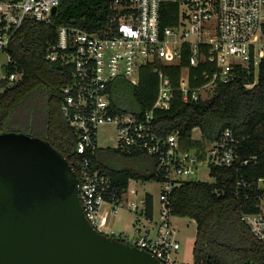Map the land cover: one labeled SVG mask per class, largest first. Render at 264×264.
Returning a JSON list of instances; mask_svg holds the SVG:
<instances>
[{
    "label": "built area",
    "instance_id": "1",
    "mask_svg": "<svg viewBox=\"0 0 264 264\" xmlns=\"http://www.w3.org/2000/svg\"><path fill=\"white\" fill-rule=\"evenodd\" d=\"M59 1L0 0V52L7 54L12 36L25 20L49 25L51 10ZM107 11L106 20L92 32L56 27L54 40L45 48V60L69 68L71 74L70 83L60 88L59 96L61 113L77 138L74 151L80 156L76 172L79 201L86 219L98 232L145 250L161 264H183L175 258L180 245L171 223L172 190L189 180L198 168L209 172L211 167H231L238 172L247 160L235 164L239 139L231 129H224L207 145L195 128L200 147L183 149L176 131L165 137L154 132L152 112L168 109L175 90L183 101H198L208 98L217 85L239 75L252 73L255 83L258 65L264 61V0H107ZM183 47L189 49L190 67L203 62L211 67L203 71L205 83L199 87L188 84L189 66L181 69L178 88L171 86L162 69L180 61ZM10 63L8 55L0 67V95L5 86L20 79L16 72H4ZM145 68L157 77L156 98L150 110L111 113V83L122 79L136 85ZM254 83L245 87L251 88ZM106 125L114 128L116 150L155 159L154 175L161 185L156 222L145 215L146 194L139 193L134 180L129 179L118 193L107 172L97 166L98 130ZM244 186L246 183L237 177L233 195L237 196L238 188ZM256 187L264 189V178L256 181ZM104 205H108L110 215L135 214L140 224L134 233H113L107 225L101 226ZM240 219L256 240L264 242L263 196L258 210L242 212ZM149 224H154L153 230Z\"/></svg>",
    "mask_w": 264,
    "mask_h": 264
},
{
    "label": "trees",
    "instance_id": "2",
    "mask_svg": "<svg viewBox=\"0 0 264 264\" xmlns=\"http://www.w3.org/2000/svg\"><path fill=\"white\" fill-rule=\"evenodd\" d=\"M170 10L173 6L169 5ZM108 15L107 0H60L57 12L49 25L25 20L12 36L7 47L11 63L4 72H16L20 79L5 86L0 95V133L22 132L49 142L68 159L78 172L80 156L74 151L76 134L60 110V88L71 81L69 68L45 60V48L55 38V28L69 26L92 32L98 29ZM166 16V14H165ZM189 49L183 47L176 64L163 65L173 88H178L181 69L188 67ZM211 70L206 63L188 69V84L196 88L205 83L202 74ZM254 76L239 75L227 84H219L204 100L183 101L178 90L173 92L168 109H153V129L160 136L177 132L183 149H198L201 143L192 139L197 128L203 143L216 141L224 129H231L239 142L238 165L233 168L211 167L212 183L186 180L175 187L169 196L171 216L190 218L195 223L192 245V263L205 264H264V242L256 240L240 214L255 212L264 189L256 181L264 178V61ZM157 92V77L145 68L136 85L125 80L113 81L109 88L110 112L143 113L150 110ZM118 151L110 149L109 151ZM119 152V151H118ZM126 156L125 153H121ZM139 155V154H138ZM155 165V162L153 161ZM97 166L107 172L112 186L120 193L128 179L142 182L160 179L149 171L107 168L100 160ZM246 186L233 195L236 178ZM223 191V194L220 192ZM153 199L145 195V215L151 218Z\"/></svg>",
    "mask_w": 264,
    "mask_h": 264
},
{
    "label": "water",
    "instance_id": "3",
    "mask_svg": "<svg viewBox=\"0 0 264 264\" xmlns=\"http://www.w3.org/2000/svg\"><path fill=\"white\" fill-rule=\"evenodd\" d=\"M0 264L161 263L91 226L77 173L49 142L6 131L0 133Z\"/></svg>",
    "mask_w": 264,
    "mask_h": 264
},
{
    "label": "rangeland",
    "instance_id": "4",
    "mask_svg": "<svg viewBox=\"0 0 264 264\" xmlns=\"http://www.w3.org/2000/svg\"><path fill=\"white\" fill-rule=\"evenodd\" d=\"M8 55L4 52H0V67L7 62ZM186 77V73H183L182 79ZM206 94L203 96L205 97ZM207 99V98H205ZM193 140H197L199 137L198 131H192ZM98 144L112 147L114 146V128L113 126L106 125L102 126L98 130ZM118 151H106L103 154L101 162L109 169L118 170L123 168L135 169L137 171H149L151 168V158L146 154H139L137 156H125ZM189 180H197L207 183H212L213 178L209 175L207 168H198L197 171L189 177ZM161 185L156 181L141 182L138 185L140 190L147 191L151 194L153 199V219L158 218V192ZM124 214V215H123ZM101 215V226H105L108 218V205L103 206L100 211ZM119 217L109 219L107 226L113 233L122 232L128 236L134 233V228L132 226L134 216L133 213H120ZM173 227L175 229L176 235L180 243V249L177 253V261L179 263L191 264V245L193 242V236L195 232L194 222L190 218L179 217L172 218ZM100 226V228H101Z\"/></svg>",
    "mask_w": 264,
    "mask_h": 264
},
{
    "label": "crops",
    "instance_id": "5",
    "mask_svg": "<svg viewBox=\"0 0 264 264\" xmlns=\"http://www.w3.org/2000/svg\"><path fill=\"white\" fill-rule=\"evenodd\" d=\"M98 142V141H97ZM110 149H115L113 146L110 148V147H107V146H103V145H99L98 144V152H97V155H98V160H100V162H101V159H102V156H103V154H105L106 153V151H109ZM116 150V149H115ZM120 152V151H119ZM138 154H141V153H135V154H132V155H127V156H137ZM147 156H149V155H147ZM150 158H151V170L154 168V164H153V161L155 162V159L152 157V156H149ZM129 180V179H128ZM131 180H134L135 181V186H136V188L138 189V191H139V193L140 194H150L149 192H147V191H144V190H140V188H138V185H139V183H141L142 181H140V180H136V179H132L131 178ZM132 184H134V182L132 181ZM151 195V194H150ZM105 206V205H104ZM103 208V207H102ZM102 210V209H101ZM124 215V214H123ZM116 217H119L118 215H110L109 214V209H108V218H107V221H105L106 222V225L108 224V222L111 220V219H113V218H116ZM100 218H101V215H100ZM151 218H152V220L154 221V222H156V220H154L153 219V212H152V216H151ZM172 218H174V219H176V218H179V217H176V216H172L171 217V223H172V225H173V222H172ZM110 219V220H109ZM137 220V217H136V215L134 216V220H133V224H132V226H133V228L135 229V228H137V226L140 224V221L138 222V221H136ZM192 220V219H191ZM193 221V220H192ZM194 222V221H193ZM194 225H195V223H194ZM196 227V226H195ZM148 228L149 229H151V230H153L154 229V224H149L148 225ZM152 233V231H150V234ZM194 237H195V232H194V236H193V241H194ZM176 240L178 241V243H179V240H178V237H177V235H176ZM179 245H180V243H179ZM192 245H193V242H192ZM192 245H191V252H192ZM179 249H180V246H179ZM178 249V250H179ZM178 250H177V252L175 253V258H176V260H177V253H178ZM191 256H192V254H191ZM183 264H185V263H183Z\"/></svg>",
    "mask_w": 264,
    "mask_h": 264
}]
</instances>
